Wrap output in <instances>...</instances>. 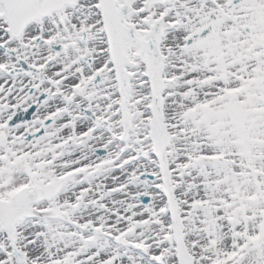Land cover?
<instances>
[{
  "label": "snow or ice",
  "instance_id": "snow-or-ice-1",
  "mask_svg": "<svg viewBox=\"0 0 264 264\" xmlns=\"http://www.w3.org/2000/svg\"><path fill=\"white\" fill-rule=\"evenodd\" d=\"M0 264H264V0H0Z\"/></svg>",
  "mask_w": 264,
  "mask_h": 264
}]
</instances>
